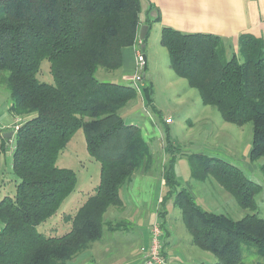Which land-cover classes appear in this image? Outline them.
<instances>
[{"label": "trees", "instance_id": "obj_1", "mask_svg": "<svg viewBox=\"0 0 264 264\" xmlns=\"http://www.w3.org/2000/svg\"><path fill=\"white\" fill-rule=\"evenodd\" d=\"M141 10V0H0V74L10 90L8 110L21 117L13 148L20 181L15 196L0 201V264H65L105 229L121 226L107 221L105 212L123 206L121 189L136 171L149 170L153 152L142 130L120 114L139 96L136 88L96 74L99 67L112 71L123 65L124 48L138 39ZM160 42L171 69L198 89L205 105L217 107L226 122L252 123L250 159L264 157V39L241 35L239 54L231 58L214 34L164 27ZM44 59L51 63L54 84L38 78ZM142 88L150 107L152 85ZM79 129L101 164L100 183L69 217L70 230L49 236L38 226L75 190L76 172L57 160ZM7 141L0 134V162ZM190 160L196 181L212 175L239 206L253 211L235 219L203 208L189 190L179 189L172 160L164 179L192 242L211 252L215 264L242 263L243 242L256 245L264 259V217L255 199L261 184L222 158L196 154ZM165 216L166 211L162 228Z\"/></svg>", "mask_w": 264, "mask_h": 264}, {"label": "rangeland", "instance_id": "obj_2", "mask_svg": "<svg viewBox=\"0 0 264 264\" xmlns=\"http://www.w3.org/2000/svg\"><path fill=\"white\" fill-rule=\"evenodd\" d=\"M160 41L161 36H158L156 40H152V43L154 42L151 52L152 56L150 54L146 71L145 68L143 70L139 68L137 61L139 50L137 49L135 71H137V68L139 69V74L142 76V84L150 82L158 105L161 108L163 107L165 112L168 113L159 116L151 108L148 111L142 106L140 96L133 99V104H127L120 110L121 116L128 123L135 124L139 128L143 124H147L149 127L151 125L150 132L157 134V142H155L156 145H153V157L149 169H159L164 172L165 168L170 166L173 160V169L179 182V189L185 188L189 190L203 208L239 219L253 211L239 206L235 196L227 191L212 175H209L205 180L196 181L191 174L193 164L190 158L193 155L203 154L208 157L222 158L238 166L249 179L261 184L262 190L255 196L257 203L256 212L261 217H264V157L255 161L250 159L253 137L252 123L249 122L243 126H238L226 122L217 107L205 105L198 89L192 88L186 79L177 76L171 69L168 51L161 45ZM136 43L141 48L139 40ZM50 66V61L44 59L38 78L42 82L54 84L55 80ZM110 73L112 72L105 68H99L96 75L100 80H109L106 79L109 77L105 76ZM144 74H146V77L143 76ZM4 75L0 74L1 105L5 104L7 100L8 102L11 100L8 84L4 82ZM171 76L178 79V82L170 81ZM136 90L141 95L143 88L140 91ZM136 103H138V106L131 109V105H136ZM176 108H179L180 111L178 115L172 113V109L176 110ZM170 114L175 118V125L171 132L169 144L166 133L162 131L161 135L159 130H161L162 123L166 124L165 118L172 117ZM203 116L207 118L202 120ZM15 117V120L19 121L20 116ZM190 120L192 123H190ZM14 145L15 142L11 144V154H3L0 162V201L5 196L14 197L16 194L15 188H17V184L20 181L13 171L12 149ZM166 145H168V151H166ZM57 165L73 169L77 174V184L75 190L63 201L58 212L38 226L40 232L49 236L62 235L66 233V230H69L71 225L69 217L76 213L81 206L79 205L80 202H83L81 200H84L83 198L85 197L87 198V193L95 191V188L100 183L101 164L89 154L83 129H79L74 134L70 144L60 153ZM167 189L162 195L164 198L171 196L168 195ZM121 197L124 198L123 190ZM162 204L160 201L157 202L153 214L156 215L154 218H157L161 225L163 222L161 213L166 211L164 223L168 221L169 226L168 229L165 228V232L163 230L164 248H166V244L178 245L179 242L177 240L180 239L192 240V236L184 223L185 221L182 220L180 209L174 206V198H167L165 206ZM164 223L163 225L165 226L166 224ZM121 227L119 225V228ZM166 233L169 235H166ZM171 236L172 241H169ZM242 247L243 258L240 264H264V259L256 252V245L243 242ZM165 250L163 249V253ZM164 254L166 255V253ZM214 260H216V257ZM204 261L206 263V260Z\"/></svg>", "mask_w": 264, "mask_h": 264}, {"label": "crops", "instance_id": "obj_3", "mask_svg": "<svg viewBox=\"0 0 264 264\" xmlns=\"http://www.w3.org/2000/svg\"><path fill=\"white\" fill-rule=\"evenodd\" d=\"M141 5L137 40H139L140 46L146 44L147 69L150 54L152 56L151 52L154 44L152 40H156L158 36H161L164 27H172L190 34L208 33L218 35L223 40L228 58L239 54L241 35L250 34L264 39V0H141ZM143 26L148 27L145 37V39L147 38L146 42H143L145 39L140 38V31ZM137 45L135 43L124 48L123 65L117 70H110L112 73L104 75L109 77L106 78L109 80L104 81L131 83L136 69ZM154 48L156 49V47ZM143 76L146 77V74ZM170 81L178 82V79L171 76ZM139 96L142 100V106L148 111L151 108L159 116L168 113L158 105L154 94V102L150 107L146 105L143 94ZM132 101L127 104H133ZM180 103L182 104V102ZM1 104L0 134L8 139L7 149L3 154H11L10 147L15 142L14 126L18 120L16 121L15 115L8 110L11 100L9 102L7 100L3 105ZM137 106L138 103L131 105V109ZM179 108L172 109V113L178 115ZM170 116H172L174 122L171 124L162 123L161 130L158 129L161 135L163 131L166 135L171 136L175 118L171 114ZM206 118V116H203L201 119L205 120ZM190 123H192L191 120ZM140 129L143 137L153 149V145H156L155 142H157V134L150 132L151 125L149 127V125L143 124ZM11 132L13 135L6 137ZM71 141L72 139L68 144ZM167 188L163 171L159 169L136 171L131 182H128L122 189L124 194V198H122L123 206H111L105 212L107 221L121 224L122 227L105 229L101 239L93 241L88 248L65 264H146L145 257L151 242V228L154 222L158 220L154 218L156 215L153 214V211L157 202L163 203L164 197L162 195ZM93 193L94 191L87 193V198ZM87 198H83L84 200H81L83 202H80L79 205H82ZM164 224L166 225H163L162 232L163 230L165 232V228L168 229L169 226L168 221ZM166 235L169 234L166 233ZM169 241H172V236ZM177 242H179L178 245L166 244V248L163 244V249H166L164 253H166L170 264L216 263L215 256L211 252L201 249L192 240L180 239ZM204 260H206V263Z\"/></svg>", "mask_w": 264, "mask_h": 264}, {"label": "built area", "instance_id": "obj_4", "mask_svg": "<svg viewBox=\"0 0 264 264\" xmlns=\"http://www.w3.org/2000/svg\"><path fill=\"white\" fill-rule=\"evenodd\" d=\"M139 50V51H138ZM138 64L139 68L142 70L146 66V60L144 58V55L142 53V50L140 47H138ZM142 76L139 74V69L137 68V71H135L134 75L132 76L131 84L138 89L139 91L143 87L142 84ZM21 119L15 124L14 128L17 130L19 128V123ZM166 124H171L173 122L172 117L165 118ZM162 228L161 225L158 221L154 222L152 228H151V242L150 246L148 248L146 257H145V263L146 264H170L168 258L166 255L163 253V242H162Z\"/></svg>", "mask_w": 264, "mask_h": 264}, {"label": "water", "instance_id": "obj_5", "mask_svg": "<svg viewBox=\"0 0 264 264\" xmlns=\"http://www.w3.org/2000/svg\"><path fill=\"white\" fill-rule=\"evenodd\" d=\"M147 29H148L147 26H143V27L141 28V31H140V35H141V37H140V38L145 39ZM141 49H142L141 51H143V55H144V58H145V60H146V66H145V71H146V70H147V56H146V53H145V51H146V44H145V43L142 44ZM11 135H13L12 132H11V133H8V134L6 135V137H9V136L11 137Z\"/></svg>", "mask_w": 264, "mask_h": 264}]
</instances>
